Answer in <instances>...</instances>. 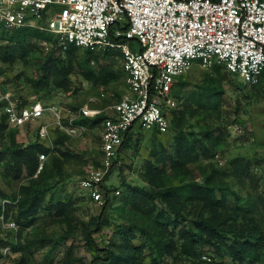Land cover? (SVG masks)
Segmentation results:
<instances>
[{
    "label": "rangeland",
    "instance_id": "obj_1",
    "mask_svg": "<svg viewBox=\"0 0 264 264\" xmlns=\"http://www.w3.org/2000/svg\"><path fill=\"white\" fill-rule=\"evenodd\" d=\"M53 14L54 11L48 17ZM10 34L0 28V43L7 44L5 40L9 39ZM102 52L104 50H91V53L86 48L78 50L67 86H57L52 78L44 86L37 81L43 74L41 65L47 55L38 41L28 60L14 63L0 61V88L17 96L36 98L73 111L91 97L101 96L103 92L105 97H101V103L119 100L128 93L121 68V55L107 58L116 77L106 83L87 80L80 71L81 65L88 58L91 60V67L98 71L101 64L107 62ZM176 80L183 83L176 88L181 95L180 104L186 113V120L181 128L191 140L203 138V128H211L213 139L219 137L217 143L208 144L210 151L206 157H194L188 161L186 168L175 169L169 156L179 142L177 132L172 128L158 134L152 130L134 132L128 145L122 149L119 162L107 178L106 183L114 188V192L111 194L112 206L106 214L109 224L95 235L100 247L113 248V244L120 245L127 235L130 236L124 228L116 230L117 225L127 226L133 221L142 220L140 214L135 213L133 204L126 205L123 202L126 196L134 194V187L150 185L152 164L157 168L164 167L168 175L165 182L168 185L180 186L182 179L203 182L206 176L213 174L216 184L226 191L228 205L233 210H237L238 205L244 204L248 198L264 195V80L257 85H249L238 75L229 72L224 65L204 67L198 60L187 74ZM219 86L222 87L220 102L208 112L200 109L195 99H192L205 88L217 89ZM192 108L200 109L198 114H193ZM2 121L0 115V125ZM3 125L6 128L4 131L0 130V264H92L96 254L86 243V234L95 227V218L101 214V208L89 198L81 181L97 165L95 156L100 144L98 124L86 121L87 130L77 137L56 130L51 138L52 152L48 155L49 158L54 156L63 162L62 171H52L49 177L43 179V185L49 189L34 217L27 221L20 213L19 202L24 198L20 185L29 184L31 178H38L39 173L36 172L29 180L24 171L19 179H15L17 166L12 159V152L7 151V146L12 142V137L22 147L35 144L39 139L35 127L12 130L9 125ZM61 135L65 137L60 142ZM46 144H50V141ZM164 158L166 166L162 162ZM244 169L248 172H243ZM15 195L17 197L12 198ZM52 198L70 205L72 219L55 221L47 210ZM6 200L9 202L5 203ZM195 212L191 203L183 207L184 216L179 217L177 228L175 231L173 229L174 239L178 244L182 243L178 231L191 227ZM141 214L145 219L148 217L144 211ZM255 214L264 228V208L259 207ZM13 222L16 223V228L8 226ZM130 242L138 245L144 242V238L136 232V237ZM145 246L144 262L152 264L150 245ZM197 248V257H188L180 253L179 248L174 263L231 264L230 259H221L208 244H199ZM169 261L173 262V258L170 257ZM243 264H264V242L254 261Z\"/></svg>",
    "mask_w": 264,
    "mask_h": 264
},
{
    "label": "built area",
    "instance_id": "obj_2",
    "mask_svg": "<svg viewBox=\"0 0 264 264\" xmlns=\"http://www.w3.org/2000/svg\"><path fill=\"white\" fill-rule=\"evenodd\" d=\"M0 23L6 29L32 26L55 34L53 40H40L46 53L70 45L121 52L128 93L119 100L101 103L103 92L73 111L36 98L24 103L0 88L8 125L35 127L39 142L51 149L56 130L77 137L87 130L79 120L104 116L98 123L97 165L81 181L100 208L107 202L103 184L120 160L126 134L169 129L170 112L179 104L176 79L195 61L204 67L224 65L249 85L264 76V0H0ZM48 158L39 154L37 173Z\"/></svg>",
    "mask_w": 264,
    "mask_h": 264
},
{
    "label": "trees",
    "instance_id": "obj_3",
    "mask_svg": "<svg viewBox=\"0 0 264 264\" xmlns=\"http://www.w3.org/2000/svg\"><path fill=\"white\" fill-rule=\"evenodd\" d=\"M0 28L11 33L9 39L5 40L7 44L0 43V61L5 63H14L19 60L26 61L35 50V47H37L38 41L56 38L55 34L38 27L23 26L15 29H6L0 23ZM80 49L82 48L70 45L64 51L46 53L43 50L47 58L41 65L43 74L37 83L45 86L52 78L57 86H67V81H69L74 69L75 53ZM86 50L91 53V50ZM102 54L107 62L101 64L99 72L91 67L90 58L87 59L84 65H81L82 69L80 71L87 80L106 83L116 77V72L107 58L121 55V52L106 49ZM263 80L264 76L261 82ZM179 85L182 86L183 83L177 82L174 87V95L178 99L179 104L169 115V129L172 128L179 135V142L174 152L169 156L175 169L186 168L188 161L194 157H206L210 151L208 144L215 145L219 138L213 139V130L211 128H203V138H197L196 140H191L186 135V132L181 128L186 120V113L183 111V105L180 104L181 95L176 90ZM221 94V86L217 89L205 88L201 93H196L192 99H195L194 101L198 103L200 109L208 112L211 107H216L219 104ZM20 97L24 100V103L27 102L26 97ZM2 106L0 103V109H2ZM199 110L192 108L191 111H193V114H198ZM0 115L3 120L0 130L4 131L6 127L3 123L7 126L8 123L5 114L2 113ZM103 118L104 116H99L95 119L83 118L79 120V123L85 124L86 121H93V123L98 124ZM10 129L19 130L18 128ZM154 132L160 133L157 130ZM133 133L131 130L126 134L122 149L128 145ZM64 137V135H61L59 141L61 142ZM7 151L12 152V159L17 166L15 179H19L24 174V171L27 179H29L37 172L39 154L43 152L50 153L52 149L39 141L22 147L16 144L15 138L12 137V142L7 146ZM1 159L2 154L0 152V161ZM162 162L166 166L165 158ZM62 163L59 158L51 156V158L46 160L38 178H31V180L29 179V184L23 183L20 185L24 198L19 202V206L21 208L20 213L25 216V221L34 217L35 212L42 204L43 196L49 189V187L43 185V179L49 177L52 171L61 173ZM150 169H152L150 172L152 173L150 185L141 188L134 187V194L131 197L126 196V200L123 202L126 205L133 204L135 213L140 214L142 220L133 221L127 226L117 225L116 230L124 228L130 236L127 235L124 242L120 245L113 244V248L100 247L95 239V235L100 233L105 225L109 224L106 214L112 206L111 194L114 192V188L107 185L106 179L103 184V190L107 202L101 207V214L95 218V227L87 231L86 234V243L92 247L96 254L92 264H145L144 249L146 244L150 245L152 264H162L163 262L175 264L176 251L179 248L181 249L180 253L188 257H197L199 256L197 248L199 244L212 246L214 252L221 259H230L231 264H243L247 261H254L264 242V228L257 218L258 215L255 214L256 209L259 207L264 208V195L248 198L244 204L238 205L237 210H233L228 205L226 191L216 184V177L213 174L206 176L203 182L182 179L179 186L177 184L168 185L165 182L168 175L164 167L157 168L152 164ZM246 171L247 169L243 170V172ZM185 173L187 172L185 171ZM185 173L183 172L184 176H186ZM16 197L17 195L12 198ZM188 203L195 207L196 212L191 220V227L178 231V236L182 240V243L178 244L174 239L173 229L174 231L176 230L179 217L184 216L182 214L183 207ZM70 208L67 203L52 198L47 210H49L55 221H69L73 216ZM143 211L148 214V217L145 216L148 220L142 216L141 213ZM28 224H30V221ZM136 232L140 233L141 237L144 238V242L138 245L130 242L136 237ZM170 257L173 258V262L169 261Z\"/></svg>",
    "mask_w": 264,
    "mask_h": 264
}]
</instances>
